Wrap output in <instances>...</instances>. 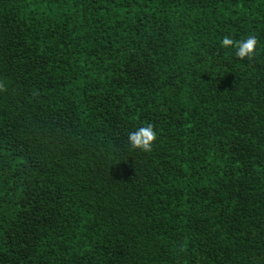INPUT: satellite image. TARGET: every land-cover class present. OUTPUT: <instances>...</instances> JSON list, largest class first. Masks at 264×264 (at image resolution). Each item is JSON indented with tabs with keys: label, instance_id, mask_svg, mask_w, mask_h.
<instances>
[{
	"label": "trees",
	"instance_id": "obj_1",
	"mask_svg": "<svg viewBox=\"0 0 264 264\" xmlns=\"http://www.w3.org/2000/svg\"><path fill=\"white\" fill-rule=\"evenodd\" d=\"M0 84V264H264V0H0Z\"/></svg>",
	"mask_w": 264,
	"mask_h": 264
},
{
	"label": "clouds",
	"instance_id": "obj_2",
	"mask_svg": "<svg viewBox=\"0 0 264 264\" xmlns=\"http://www.w3.org/2000/svg\"><path fill=\"white\" fill-rule=\"evenodd\" d=\"M221 46L225 48L234 47L236 49L235 55L240 60L253 61L257 55V39L254 36H249L246 40L234 41L230 37H223ZM5 90L4 86L0 84V91ZM128 144L132 150H139L144 153H150L153 150L157 134L153 129L152 124L142 126L137 130L129 133Z\"/></svg>",
	"mask_w": 264,
	"mask_h": 264
}]
</instances>
